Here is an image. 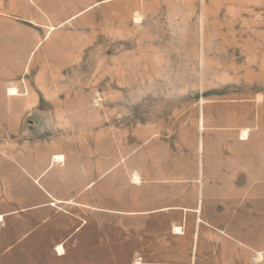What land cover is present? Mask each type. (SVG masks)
I'll return each mask as SVG.
<instances>
[{
  "label": "rangeland",
  "instance_id": "obj_1",
  "mask_svg": "<svg viewBox=\"0 0 264 264\" xmlns=\"http://www.w3.org/2000/svg\"><path fill=\"white\" fill-rule=\"evenodd\" d=\"M0 216V264H264V0H0Z\"/></svg>",
  "mask_w": 264,
  "mask_h": 264
},
{
  "label": "crops",
  "instance_id": "obj_2",
  "mask_svg": "<svg viewBox=\"0 0 264 264\" xmlns=\"http://www.w3.org/2000/svg\"><path fill=\"white\" fill-rule=\"evenodd\" d=\"M58 159H60V157H58ZM39 183H40V179H38V184ZM46 194H47L48 197H51L53 199V197H52V195L50 193L46 192ZM200 200H201L200 201L201 206H199V208L198 207L197 208L168 207V208L161 209L160 212H165V211H168V210L181 209V210H183L185 212L186 219H187L188 213H190V212H194L196 214H199L200 216L197 218V221L195 223L196 224L195 225V231H194V234H193V240L194 239H198L200 236H203L204 237V230L207 231L209 228H213L214 229V227L210 223H208V222H206L204 220V216H203L204 184L201 185ZM59 202H61V203H67L65 201H59ZM50 205H51V203H49V202L46 201V202H43L41 205L35 207L34 209H39V208L41 209L43 207H48ZM1 219H2V217H1ZM176 230L178 231L179 229H176ZM216 230L218 232H220L221 234H224L221 230H218V229H216ZM174 234L177 235L178 233H174ZM60 246H62V245H60Z\"/></svg>",
  "mask_w": 264,
  "mask_h": 264
},
{
  "label": "bare ground",
  "instance_id": "obj_3",
  "mask_svg": "<svg viewBox=\"0 0 264 264\" xmlns=\"http://www.w3.org/2000/svg\"><path fill=\"white\" fill-rule=\"evenodd\" d=\"M9 94L10 95H16V94H18L17 93V90L16 89H10L9 90ZM17 96V95H16ZM247 132V131H246ZM242 136L243 137H246L247 135H246V133H245V131L243 132V134H242ZM245 139V138H244ZM0 220H1V217H0ZM57 252L59 253V254H63L64 253V248L62 247V246H58V248H57Z\"/></svg>",
  "mask_w": 264,
  "mask_h": 264
}]
</instances>
